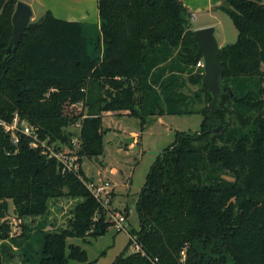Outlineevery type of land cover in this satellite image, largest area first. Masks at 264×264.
<instances>
[{
  "label": "trees",
  "instance_id": "trees-1",
  "mask_svg": "<svg viewBox=\"0 0 264 264\" xmlns=\"http://www.w3.org/2000/svg\"><path fill=\"white\" fill-rule=\"evenodd\" d=\"M18 1L0 0V119L19 114L50 144L68 145L69 129L80 122L83 146L80 171L64 175L58 161L25 139L15 145L0 127V245L12 238V201L23 236L28 219L48 224L39 264H88L80 246L67 253L68 239L98 238L111 223L82 180L91 181L82 160L104 154L102 119L109 111L137 116L142 130L150 116L193 113L183 109L185 77L203 58L192 13L183 0H98L105 50L93 57L80 22L46 11L7 55ZM217 9L238 32L220 57L224 94L217 118L224 130L206 132L208 106L199 111L198 139L177 132L136 201L139 228L131 233L145 255L131 252L129 241L111 264H264V0H224ZM198 70L190 79L209 105L205 70ZM64 198L72 205L68 220L54 229L52 205Z\"/></svg>",
  "mask_w": 264,
  "mask_h": 264
},
{
  "label": "rangeland",
  "instance_id": "rangeland-1",
  "mask_svg": "<svg viewBox=\"0 0 264 264\" xmlns=\"http://www.w3.org/2000/svg\"><path fill=\"white\" fill-rule=\"evenodd\" d=\"M19 1L25 2L26 0ZM41 1L56 5V0ZM54 9L56 15L64 14L62 9ZM42 12L41 7L36 5L32 22L42 17L44 15V13L40 14ZM219 17L221 18V24H218L217 34L215 33L217 39L226 45L236 42L238 32L232 19L221 11ZM193 19L192 17V22L194 23ZM101 36V32L92 26V30L89 33L88 46V51L91 55L96 54L95 48L100 39H102ZM203 63V60H200L193 68V73L185 77L187 85L184 87L183 92L187 95L186 101L188 104L183 109L193 113H179L177 115L164 113L159 116H150L147 118V125L144 130H142L141 119L129 114L127 111L106 113L103 116L104 154L90 159L87 157L83 158L82 167L90 180L99 184L110 182L113 188H117V193L114 195L112 192V196L110 195L112 197L110 212L127 214L128 219H130V225L128 223L129 230L118 231L110 226L108 233L98 238H69L67 244L68 254L71 252L69 246L77 245L87 252L88 264H111L118 255L126 250V246L130 241L131 230L139 228L136 201L139 198V192L146 183L147 175L152 166L157 162L160 155L164 153L165 149L176 142L177 132L194 136L202 131L204 115L199 111L209 105L200 84L192 83L190 77L200 72L198 69L203 67ZM234 121L235 124L233 126L239 127L240 121L237 119ZM73 125L69 129L72 132L77 130ZM125 138H135V140L127 142ZM62 203L64 204L61 206ZM10 205L9 220L12 224L11 233L13 236L0 245V261L2 264H39L45 233L49 230L48 224L43 221L40 225H37L28 219L27 223L31 228L23 236L21 222L14 213V203L10 201ZM127 205L129 206L127 211H130V218L129 213L125 209ZM71 207L72 205H70V201L67 198L60 199L56 204L52 205L51 214L53 218L51 221L56 223L52 228L56 229L60 223L68 220V213ZM58 209H63L67 212L61 215ZM56 217L57 220H55ZM107 218H109V215H107ZM131 234L134 235V233ZM69 264L85 263L79 260H70Z\"/></svg>",
  "mask_w": 264,
  "mask_h": 264
},
{
  "label": "built area",
  "instance_id": "built-area-1",
  "mask_svg": "<svg viewBox=\"0 0 264 264\" xmlns=\"http://www.w3.org/2000/svg\"><path fill=\"white\" fill-rule=\"evenodd\" d=\"M74 124L73 126H75L77 130H73L71 134L70 145L61 142L50 144L49 139L41 138L38 127L33 126L26 119L21 118L19 114H16L12 121L0 119V127L11 137L15 145L18 146L23 139L27 140L31 148L35 150L41 149L42 153L47 155L48 158L58 161L61 173L64 175L78 173L81 169L79 151L83 146L81 137L82 126L80 122ZM82 180L109 215L108 221L111 223V226L118 231H128V215H123L119 212H110V208L112 207L111 193L114 190L113 185L110 182L99 184L92 180L86 181L85 178H82ZM130 247L131 252L144 254L143 246H141L138 236L131 233Z\"/></svg>",
  "mask_w": 264,
  "mask_h": 264
},
{
  "label": "water",
  "instance_id": "water-1",
  "mask_svg": "<svg viewBox=\"0 0 264 264\" xmlns=\"http://www.w3.org/2000/svg\"><path fill=\"white\" fill-rule=\"evenodd\" d=\"M16 11L12 18L13 34L10 44L7 48V55L15 54L22 37L26 34L33 19V9L31 5L23 1L17 2ZM215 26L199 28L194 30V40L197 43V56L203 58V69L205 70L202 79V85L208 88V92L212 95V100L209 103V121L208 130L210 133H220L224 130V125L221 119L217 118V112L221 107L220 101L224 90L222 87V80L224 75L223 63L220 60L222 55V47L219 44L215 34ZM202 133L195 135L194 139H198ZM135 138H125V141L132 142Z\"/></svg>",
  "mask_w": 264,
  "mask_h": 264
},
{
  "label": "crops",
  "instance_id": "crops-1",
  "mask_svg": "<svg viewBox=\"0 0 264 264\" xmlns=\"http://www.w3.org/2000/svg\"><path fill=\"white\" fill-rule=\"evenodd\" d=\"M97 1L98 0H56V5H50L41 0H26L25 2L31 5L33 12L35 11V6L37 5L43 10V12L40 14H45L46 11H52L53 14L59 19L80 22L84 28V37L87 39V53L93 57H97L98 55L103 57L105 50L103 38L100 39L98 45L95 48L96 54L91 55L88 51L90 39L89 33L92 30V26L96 27L97 30L101 32V20L99 17ZM183 2L190 13H192V17L194 18V23L192 22L194 30L212 25L215 26V33L217 34L218 24H221V18L219 17L220 11L217 8L223 4L224 0H183ZM54 8L62 9L64 14H60V16L56 15ZM219 44L223 47L226 46L224 42L219 41ZM107 113L113 112L109 111ZM116 189L117 188L115 187L113 190L114 195L117 193ZM127 208H129L128 205L125 207V209L127 210ZM128 213L130 218V211H128ZM128 223L130 225V219H128Z\"/></svg>",
  "mask_w": 264,
  "mask_h": 264
}]
</instances>
